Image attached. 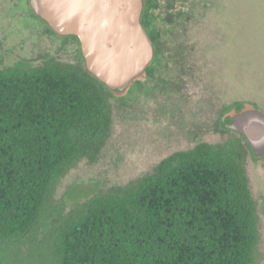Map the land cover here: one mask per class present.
<instances>
[{"label": "trees", "instance_id": "obj_1", "mask_svg": "<svg viewBox=\"0 0 264 264\" xmlns=\"http://www.w3.org/2000/svg\"><path fill=\"white\" fill-rule=\"evenodd\" d=\"M157 4L143 0L140 19L153 61L145 80L124 94L85 70L74 36L61 38L78 43L77 66L47 59L0 68V264H8L2 248L35 241L43 228L38 252L46 264H255L257 209L242 136L174 152L150 174L53 217L60 180L82 161L95 164L110 138V100L154 78L166 61ZM252 108L238 102L225 109V131L233 115Z\"/></svg>", "mask_w": 264, "mask_h": 264}, {"label": "rangeland", "instance_id": "obj_2", "mask_svg": "<svg viewBox=\"0 0 264 264\" xmlns=\"http://www.w3.org/2000/svg\"><path fill=\"white\" fill-rule=\"evenodd\" d=\"M157 2L166 61L154 78L132 86L123 99L110 100V138L95 164L82 161L60 180L54 218L99 192L150 174L174 152L239 137L224 129V110L232 104L250 103L264 112V0ZM47 59L79 65L78 43L50 34L21 7H0V68H33ZM245 147L259 232L255 264H264V157L255 158ZM44 235L45 228L35 241L2 248L6 263L46 264L38 252Z\"/></svg>", "mask_w": 264, "mask_h": 264}, {"label": "water", "instance_id": "obj_3", "mask_svg": "<svg viewBox=\"0 0 264 264\" xmlns=\"http://www.w3.org/2000/svg\"><path fill=\"white\" fill-rule=\"evenodd\" d=\"M32 12L58 37L78 39L85 70L111 92L124 94L142 80L154 47L141 24L143 0H29ZM228 128L255 158L264 157V112L236 113Z\"/></svg>", "mask_w": 264, "mask_h": 264}, {"label": "flooded vegetation", "instance_id": "obj_4", "mask_svg": "<svg viewBox=\"0 0 264 264\" xmlns=\"http://www.w3.org/2000/svg\"><path fill=\"white\" fill-rule=\"evenodd\" d=\"M0 7H21L25 10L28 17L30 16L31 13V9H30L31 6L29 0H0ZM159 28L161 29V33H162L163 27L159 25ZM162 48H164V44ZM142 80H145V78H143Z\"/></svg>", "mask_w": 264, "mask_h": 264}]
</instances>
